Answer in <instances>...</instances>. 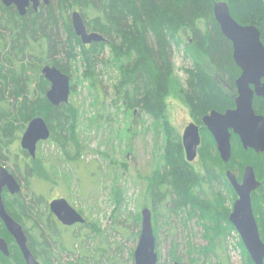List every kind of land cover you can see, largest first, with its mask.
I'll return each instance as SVG.
<instances>
[{"label":"trees","instance_id":"1","mask_svg":"<svg viewBox=\"0 0 264 264\" xmlns=\"http://www.w3.org/2000/svg\"><path fill=\"white\" fill-rule=\"evenodd\" d=\"M217 2L228 5L238 24L255 26L264 45L262 0H55L54 6L50 0V6L39 14L30 12L23 18L12 8L5 9L0 4V165L8 163L11 173L17 177L26 176L24 189L30 193L27 198L26 195L5 198V207L13 219L31 232L35 244L51 243L55 249H63V242L69 235L63 236L62 232L85 225L62 227L49 214L47 197L30 187V179L38 177L35 168L26 161L24 153V161L18 160L17 147L26 125L39 116L46 122L50 130L49 141L60 152L64 165L68 169L79 167V159L85 150L77 131L79 109L71 101L58 107L48 103L45 93L49 85L43 79L41 69L46 65L53 66L70 78L73 64L80 57L84 67L82 78L86 80L88 90L95 93L96 113L90 123H98L103 118L99 110L101 107L103 112L104 97V86L97 71L100 65L105 70L112 68L118 75L112 86L113 104H120L124 112L131 115L136 110L146 114L155 124L154 132L163 136L164 146L156 154L153 172L146 177L142 192L144 208L151 212L155 240L159 219H168L169 214L177 217L185 212L188 219H197L206 242L201 248L188 247L191 255L198 256L196 264H209L210 258L218 260L216 264H228L227 258L220 259L222 256L218 252H223L225 237L233 229L228 223L230 212L220 207L216 194L208 197L204 188L212 183L228 187L224 176L228 164L220 161L214 141L201 123L202 117L211 111L223 113L234 107V82L240 75L232 60L231 44L222 36L213 18L212 8ZM75 10L81 14L87 30L102 35L106 43L81 45L70 23V14ZM181 45L184 56L192 62V68L183 71L187 76L185 88L175 79L170 60L172 48ZM107 47L111 58L104 60ZM60 55L64 56L68 66L63 64ZM206 63L211 67L210 71ZM75 90V85L71 84L69 97ZM173 94L189 109L195 125L200 128L201 144L197 154L200 171L186 162L181 135L168 120L166 98ZM253 108L264 116V108H260L257 100ZM236 142L238 144L237 139ZM237 151L233 147L231 159L236 158ZM240 151L245 157L252 155L250 151ZM255 157L258 159L255 167L261 165L264 175V159L260 155ZM63 176L66 181L70 179L65 173ZM45 177L46 180L38 178L51 183V188L59 185L53 176L51 179ZM262 181L264 198V178ZM112 202L115 205L121 203V196L116 191ZM40 204L44 211L36 210ZM133 220L140 222V214ZM260 237L264 242V230H260ZM170 256L172 262H181L177 245L172 244ZM75 264L87 263L79 260ZM249 264H253L252 261Z\"/></svg>","mask_w":264,"mask_h":264},{"label":"rangeland","instance_id":"2","mask_svg":"<svg viewBox=\"0 0 264 264\" xmlns=\"http://www.w3.org/2000/svg\"><path fill=\"white\" fill-rule=\"evenodd\" d=\"M51 5H55V0H51ZM62 36L65 39L63 34ZM183 47L181 45L172 48L170 60L175 79L185 88L187 76L183 71L190 70L192 62L189 57L184 56ZM59 58L65 66L69 65L63 55ZM110 58L111 53L107 47L104 49L103 59ZM73 68L69 73L70 86L75 85L76 90L69 97V101L79 109L77 131L79 140L85 147L78 162L79 167L68 169L55 145L47 141L37 146L36 158L30 160V164H33L39 178L46 180L45 176L50 179L53 176L59 185L51 188V183H44L38 177H33L30 179V187L37 194L47 197L46 204L53 199H65L73 209L82 212L86 226H76L69 232L63 231V236L69 235L63 242L65 248L53 250L48 260L50 264H75L79 260H84L87 264H133L130 256L137 246L140 234V222L135 223L133 219L144 208L142 192L146 187V177L153 172L156 154H159L164 146L163 136L154 132L155 124L146 114L136 110L131 115L125 113L120 104L117 106L113 104L115 94L112 86L118 80V75L112 68L105 70L100 65L97 71L104 86V97L101 104L103 112L101 107L99 110L103 118L98 123H90L89 120L96 113L93 105L95 93L88 90V84L82 78L84 67L80 57L74 62ZM206 68L211 70L208 63ZM222 82L224 83L223 80ZM166 106L168 120L180 135L188 124H197L191 118L189 109L176 94L166 98ZM238 144L236 158L230 160L229 170L236 168L240 176L244 167L250 164L257 178L262 181L264 178L262 167L261 165H258L259 168L255 167L256 161L258 162L256 155L251 152L252 155H249L251 157H245L241 154L242 149ZM191 165L196 171L201 170L197 157ZM64 173L69 176V180L64 179ZM204 188L208 197L216 194L220 207L231 212L235 197L226 185L212 183L204 185ZM115 191L121 196L119 205L112 202ZM29 194V190H23L26 198ZM41 205H38L36 210L44 211ZM197 223L195 218L188 219L185 212L177 217L169 214L168 219H159L156 241L157 264L174 263L170 256L172 244L177 245V256L181 259L179 264H191L198 260V256L191 255L188 248L189 245L195 248L206 245L202 238L203 230ZM262 229L264 230V226ZM73 233L76 235H72ZM223 247V252L220 250L218 253L222 256L220 259L227 258L228 264L251 262L234 229L225 237ZM218 262L210 258L209 264Z\"/></svg>","mask_w":264,"mask_h":264},{"label":"water","instance_id":"3","mask_svg":"<svg viewBox=\"0 0 264 264\" xmlns=\"http://www.w3.org/2000/svg\"><path fill=\"white\" fill-rule=\"evenodd\" d=\"M49 6L50 0H0L9 8L14 6L20 17L26 14L31 5L37 10L39 2ZM215 23L222 36L232 46V60L240 70V75L234 82L236 97L234 109L223 113L211 111L201 119L202 127L206 129L214 141L220 161L227 164L231 158V134L238 137L244 151H252L264 157V117L256 115L253 109V99H264V45L261 42L260 31L253 25L238 24L231 16L229 7L224 2H217L212 8ZM70 23L74 35L81 45L104 44L106 39L96 33L88 32L84 20L78 11L70 14ZM43 79L49 87L45 93L46 100L53 107L66 105L69 102L70 78L53 66L41 69ZM50 137V130L43 118L36 116L29 121L20 140V147L29 157L34 158L36 145L45 142ZM181 144L185 160L192 163L198 154L201 144L200 128L194 123L188 124L182 135ZM225 177L236 195L228 223L239 236L253 264H264V242L261 240L256 220L251 206V194L259 187L254 170L246 166L238 183L234 174L227 171ZM11 195L21 192V187L6 168H0V220L18 245L25 264H38L30 254L26 237L21 225L15 222L6 212L2 200V190ZM49 213L64 227L84 225L85 218L73 209L65 199H54L48 203ZM140 234L137 246L133 252V264H157L156 240L152 227L151 212L143 208L140 213ZM6 245L0 239V250L5 251ZM6 253V252H5ZM173 264H179L174 262Z\"/></svg>","mask_w":264,"mask_h":264},{"label":"flooded vegetation","instance_id":"4","mask_svg":"<svg viewBox=\"0 0 264 264\" xmlns=\"http://www.w3.org/2000/svg\"><path fill=\"white\" fill-rule=\"evenodd\" d=\"M1 4V3H0ZM2 5V4H1ZM3 6V5H2ZM50 6V4H49ZM49 6H46L44 5L41 1L39 2V5L37 7V10L34 11L31 7V5H29V7L26 9V14L23 16H27L30 12H32L33 14H39L41 12L42 9L46 8V7H49ZM4 7V6H3ZM5 9H13L16 14L18 15V12L16 10V8L14 6H11L9 8H6L4 7ZM19 16V15H18ZM20 17V16H19ZM21 17V18H23ZM89 32V31H88ZM232 48V46H231ZM49 87V86H48ZM236 91V90H235ZM236 97V93H235V96L233 98ZM257 100V103L259 104L260 108H264V99H261V98H256L254 97L253 99V104L254 102ZM234 109V107L232 108ZM254 109V108H253ZM254 112H255V109H254ZM256 113V112H255ZM256 115H261L263 116L261 113H256ZM264 117V116H263ZM27 126V125H26ZM26 128V127H25ZM25 131V130H24ZM23 131V132H24ZM23 132L20 134L19 136V140L17 142V147H18V150H19V154H18V160L21 162V161H24V157L22 155V153H24L27 158H26V161L27 162H30V160H34L36 158V154H35V157L34 158H31L28 156V154L23 151L20 147V140H21V137L23 135ZM230 134H231V149H236L237 148V142H236V139L238 140L239 142V139L237 136H235L231 131H230ZM50 139V137H49ZM49 139L47 141H49ZM45 141V142H47ZM45 142H39L37 145H36V149H37V146L39 147L40 145H42L43 143ZM18 143H19V146H18ZM239 145L242 149V146L239 142ZM16 147V148H17ZM243 150V149H242ZM244 151V150H243ZM250 151V150H248ZM252 152V151H250ZM253 153V152H252ZM256 155V154H255ZM258 156V155H257ZM263 159L264 157L262 155H260ZM231 157H232V154H231ZM231 160V158H230ZM230 160H229V164L228 166L225 168V171H224V176H225V173L227 171L231 172L232 174H234L236 180L238 183H241V180H242V174L239 176L238 174V170H236V168L234 170H229V165H230ZM6 165H9L8 163H5L3 165H0V168L3 167V168H6L8 170V172L15 178V180L18 182V184L20 185L21 187V192L19 194H16V195H11L6 189H3L2 190V193H1V196H2V200H3V203H4V207H5V198L9 197L10 199H13V198H21V196H23V190L24 189V185H25V179L27 180L26 176L22 175V176H16L15 174L11 173V166L9 165L6 166ZM253 168V167H252ZM254 170V168H253ZM244 171V169H243ZM254 173H255V177H256V180L257 182L260 184L259 187L251 194V206H252V212H253V215H254V218L256 220V223H257V227H258V230H263L262 229V226H264V215H263V212H264V198L262 197V184H263V181H260L258 178H257V174L254 170ZM226 179V177H225ZM32 180V179H31ZM226 182L228 183L227 179H226ZM229 185V183H228ZM229 189L232 190L231 186L229 185L228 186ZM232 192L234 193V191L232 190ZM235 194V193H234ZM236 195H235V200H236ZM54 200V199H53ZM235 200L233 201V203L235 202ZM52 201V200H51ZM50 201V202H51ZM48 205V204H47ZM233 205V204H232ZM47 209H48V206H47ZM5 210H6V207H5ZM231 211H232V208H231ZM7 214L13 219V217L8 213V210H6ZM49 212V210H48ZM231 213V212H230ZM50 214V213H49ZM51 215V214H50ZM52 216V215H51ZM83 216V215H82ZM54 217V216H52ZM15 222H17L15 219H13ZM57 221V220H56ZM18 223V222H17ZM19 225H21L20 223H18ZM61 225V224H60ZM62 226V225H61ZM22 229H23V232L25 234V237H26V245H27V248L30 252V254L32 255V257L34 258V260L36 262H38V264H49V257L51 258V254H52V251L55 250L54 248V245H51L50 244H42V245H38V244H35L34 243V240H33V235L31 234V232L27 231L26 229L23 228V226L21 225ZM64 227V226H62ZM259 234H260V231H259ZM0 239L4 241L5 245H6V249L5 251H2L0 250V264H25L24 262V259H23V256H22V253L18 247V245L16 244L14 238L9 234V232L7 231V229L4 227L3 223L1 222L0 220ZM57 250V249H56ZM6 252V253H5Z\"/></svg>","mask_w":264,"mask_h":264},{"label":"bare ground","instance_id":"5","mask_svg":"<svg viewBox=\"0 0 264 264\" xmlns=\"http://www.w3.org/2000/svg\"><path fill=\"white\" fill-rule=\"evenodd\" d=\"M73 12H75V11H73ZM214 18V17H213Z\"/></svg>","mask_w":264,"mask_h":264}]
</instances>
